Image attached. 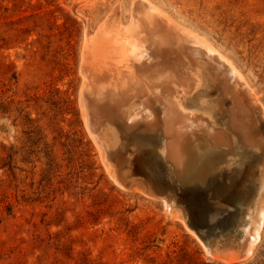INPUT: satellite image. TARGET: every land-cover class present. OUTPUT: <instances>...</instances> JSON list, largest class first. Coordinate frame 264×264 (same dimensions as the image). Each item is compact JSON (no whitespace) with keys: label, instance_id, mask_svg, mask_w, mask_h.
<instances>
[{"label":"rangeland","instance_id":"obj_1","mask_svg":"<svg viewBox=\"0 0 264 264\" xmlns=\"http://www.w3.org/2000/svg\"><path fill=\"white\" fill-rule=\"evenodd\" d=\"M134 1L0 0V264H264L257 152L236 146L212 179L181 184L147 171L148 135L110 126L107 166L87 132L82 51L117 4L126 25ZM149 1L224 54L264 109V0ZM203 75L209 112L221 96Z\"/></svg>","mask_w":264,"mask_h":264},{"label":"bare ground","instance_id":"obj_2","mask_svg":"<svg viewBox=\"0 0 264 264\" xmlns=\"http://www.w3.org/2000/svg\"><path fill=\"white\" fill-rule=\"evenodd\" d=\"M118 13L121 9L117 4L82 51L80 109L87 132L99 146L106 165L108 148L103 141L107 140L109 127L116 126L126 134L133 132V139L137 133L151 139L147 144L152 160L144 164L151 175L160 173L171 181L174 174L182 179L181 184L212 179L219 163L231 160L236 146L257 152L264 173V109L234 64L208 39L177 24L149 0L132 2L128 23L115 27ZM203 74L211 76L221 96L209 112L199 105L204 93L202 80L207 87L209 78ZM163 201L169 211L176 210L172 200L163 197ZM180 203L181 207L170 214L183 221L188 215ZM260 204L259 209L264 208V193ZM208 223L194 221L193 232L201 235ZM247 234L251 238L253 230Z\"/></svg>","mask_w":264,"mask_h":264}]
</instances>
